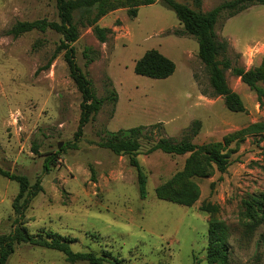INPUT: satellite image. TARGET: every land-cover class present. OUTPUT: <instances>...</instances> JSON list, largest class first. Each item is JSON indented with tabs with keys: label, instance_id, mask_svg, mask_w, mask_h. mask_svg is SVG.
I'll use <instances>...</instances> for the list:
<instances>
[{
	"label": "rangeland",
	"instance_id": "1",
	"mask_svg": "<svg viewBox=\"0 0 264 264\" xmlns=\"http://www.w3.org/2000/svg\"><path fill=\"white\" fill-rule=\"evenodd\" d=\"M176 1L196 8L195 0ZM225 1L200 0L199 9L208 11ZM41 18L58 20L54 0H0V166L42 187L24 213L27 231L58 233L72 241L75 252L100 255L105 250L113 259L104 264H207V232L214 219L228 227L230 264H264V223L248 232L243 204L251 196L264 195V131H241L264 123V101L227 70V84L244 106L241 112L228 110L222 97L212 93L196 39L177 35L182 26L175 13L156 0L140 6L135 17L119 8L99 18L97 25L107 30L105 42L92 27L80 28L73 43L78 66L98 97L107 96L109 79L118 99L114 112L105 100L74 139L81 94L62 52L47 65L61 34L8 33L18 21ZM215 32L228 43L232 65L258 66L264 56V5H252L232 17L221 15ZM86 48L94 58L88 64ZM149 49L173 61L170 76L154 79L134 72L136 60ZM193 120L201 123L194 144L229 155L225 172L206 166L202 175L187 178L179 173L190 153H146L160 137L180 139ZM140 125L148 135L140 140L137 155L147 178L144 198L128 156L99 145L108 131ZM194 156L206 158L204 152ZM186 182L198 191L191 206L158 194L163 186L168 192ZM17 191L15 181L0 176V234L14 226ZM206 204L215 205L216 211L200 210ZM6 264L88 263H69L59 251L20 243Z\"/></svg>",
	"mask_w": 264,
	"mask_h": 264
},
{
	"label": "trees",
	"instance_id": "2",
	"mask_svg": "<svg viewBox=\"0 0 264 264\" xmlns=\"http://www.w3.org/2000/svg\"><path fill=\"white\" fill-rule=\"evenodd\" d=\"M58 20H47L46 18L35 19L32 21H18L8 33L19 36L33 30L45 32L53 30L61 34V39L51 55L48 64L62 52L63 60L67 65L70 78L81 94L80 116L78 127L74 134V139L82 133V128L100 110L105 100L112 103V112L118 99V94L108 79L107 86L110 88L105 98L96 95L92 80L78 66L75 60V48L73 43L78 39L80 28L92 27L96 38L100 42L106 41L107 30L99 27L97 21L107 13L119 8H126L130 17H135L138 8L143 5L153 4L156 0H54ZM163 4L171 9L179 23L181 30L175 31L179 36H192L196 39L198 51L197 55L203 63L208 76V82L215 96L223 99L225 107L233 112H241L244 106L240 96L233 91L227 84L225 72L238 77L250 90L254 91L259 101H264V56L261 63L253 68L245 69L241 66L232 65L227 56L228 43L219 40L215 32V25L221 15L232 17L237 13L247 9L252 5H264V0H228L218 4L208 11H201L200 0H195L196 8H192L185 3L176 0H161ZM89 48L84 51L86 63H90L94 58L88 57ZM138 75L162 79L170 76L175 70L172 60L160 53L156 49H149L136 60L133 68ZM160 123L154 124L158 126ZM200 121L193 120L189 128L184 132L180 139L160 137L147 150L151 153L160 150L166 154L183 155L190 153L191 157L187 161L183 171L179 175L189 178L193 175H202L205 167L212 168L213 165L220 173L225 172L229 160V155L218 150H205L202 146L193 143L200 128ZM153 126V125H152ZM146 126H135L117 131H108L99 141V145L120 155L128 156L131 166L136 169L138 192L140 198L146 195V175L142 170L137 155L141 147L140 140L148 135L145 132ZM242 132L264 131V123L250 124ZM204 152L206 158L196 157L194 154ZM50 159L45 160L44 167L48 168ZM0 176L15 181L18 184V191L12 201V209L15 214L13 228L9 233L0 234V264H6L11 254L14 252L15 245L20 243L32 244L38 247L53 249L63 253L69 263L85 261L88 264H104L113 259L108 252L103 250L102 254L97 255L93 251H72L70 244L72 241L58 233L48 231L44 235L31 234L27 231L24 224V213L32 199L42 190L37 181L30 184L25 175L12 173L0 166ZM158 194L163 199L191 206L197 199L198 191L191 182H186L179 190L166 191L165 187L158 190ZM245 207L246 221L244 226L248 232H252L259 224L264 223V195L251 196L243 200ZM215 205H201L200 210L212 213L216 211ZM208 245L206 247L207 264H230L229 262V232L227 225L219 220H210L208 226Z\"/></svg>",
	"mask_w": 264,
	"mask_h": 264
},
{
	"label": "water",
	"instance_id": "3",
	"mask_svg": "<svg viewBox=\"0 0 264 264\" xmlns=\"http://www.w3.org/2000/svg\"><path fill=\"white\" fill-rule=\"evenodd\" d=\"M58 146H61V142L58 144Z\"/></svg>",
	"mask_w": 264,
	"mask_h": 264
}]
</instances>
